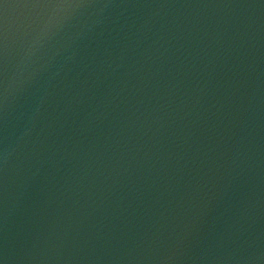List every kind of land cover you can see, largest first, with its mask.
Returning <instances> with one entry per match:
<instances>
[{
    "label": "water",
    "instance_id": "water-1",
    "mask_svg": "<svg viewBox=\"0 0 264 264\" xmlns=\"http://www.w3.org/2000/svg\"><path fill=\"white\" fill-rule=\"evenodd\" d=\"M0 264H264V0H0Z\"/></svg>",
    "mask_w": 264,
    "mask_h": 264
}]
</instances>
